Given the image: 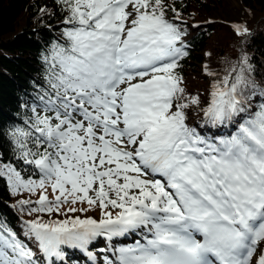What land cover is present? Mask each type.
Here are the masks:
<instances>
[{
    "label": "snow or ice",
    "instance_id": "6c2138e0",
    "mask_svg": "<svg viewBox=\"0 0 264 264\" xmlns=\"http://www.w3.org/2000/svg\"><path fill=\"white\" fill-rule=\"evenodd\" d=\"M40 77L0 123V264H264V79L238 45L182 75L177 0H51ZM205 23H215L206 21ZM93 213V214H89ZM26 217V218H25Z\"/></svg>",
    "mask_w": 264,
    "mask_h": 264
},
{
    "label": "trees",
    "instance_id": "16d2710c",
    "mask_svg": "<svg viewBox=\"0 0 264 264\" xmlns=\"http://www.w3.org/2000/svg\"><path fill=\"white\" fill-rule=\"evenodd\" d=\"M231 12L223 0H177V7L189 27L190 54L183 62L182 75H190L193 83L188 89L195 94L203 92L207 81L202 65L209 61L205 53L211 52L213 64L224 57H232L238 48L229 27L221 21L247 23L254 35L249 40L247 52L256 68L257 79H264V0H235ZM51 7V0H0V123L19 120L21 104L32 92L33 82L40 77L37 34L55 35L49 29L59 25V20L41 17L38 9ZM206 21H215L209 24ZM16 198L0 186V216L13 226L19 225L20 213L11 207ZM90 215L93 213H89ZM26 218V217H25Z\"/></svg>",
    "mask_w": 264,
    "mask_h": 264
},
{
    "label": "rangeland",
    "instance_id": "374dc122",
    "mask_svg": "<svg viewBox=\"0 0 264 264\" xmlns=\"http://www.w3.org/2000/svg\"><path fill=\"white\" fill-rule=\"evenodd\" d=\"M223 2H224V7L231 12L236 8L235 0H223ZM184 77L187 83L189 84L193 83V80L190 75H185Z\"/></svg>",
    "mask_w": 264,
    "mask_h": 264
}]
</instances>
